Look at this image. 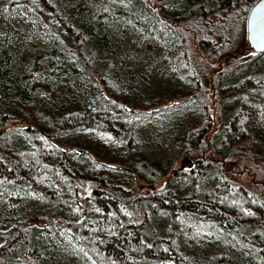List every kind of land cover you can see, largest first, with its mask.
I'll return each mask as SVG.
<instances>
[{"label":"trees","instance_id":"trees-1","mask_svg":"<svg viewBox=\"0 0 264 264\" xmlns=\"http://www.w3.org/2000/svg\"><path fill=\"white\" fill-rule=\"evenodd\" d=\"M257 1L90 0L108 8L122 2L129 16L145 18V28L155 23L161 36L171 33L172 61L194 89L145 101L132 99L147 87L139 76L129 81L111 76L119 50L96 31L86 9L65 10L60 0L7 1L2 28L18 7L32 12L37 27L45 25L51 33V65L73 58L68 66L94 91L91 103L55 94L49 104L19 88L18 109L9 112L0 80V193L18 201L30 191L54 205L47 215L6 210L0 216V264L36 261L46 253L41 236L48 226L71 231L104 264H241L242 253L219 251L206 260L183 253L182 233L194 227L234 238L264 264V138L251 130L264 125V51L249 47L246 29ZM61 38L68 40L66 49L58 44ZM192 103L202 115L175 135L177 159L149 161L144 151L153 142L140 133L141 122L158 113L176 120ZM23 117L31 122L10 125ZM18 129L33 149L16 145ZM86 130L106 133L114 144L60 141ZM239 174L250 175L251 184ZM90 181L98 182L93 191L86 190Z\"/></svg>","mask_w":264,"mask_h":264},{"label":"rangeland","instance_id":"rangeland-1","mask_svg":"<svg viewBox=\"0 0 264 264\" xmlns=\"http://www.w3.org/2000/svg\"><path fill=\"white\" fill-rule=\"evenodd\" d=\"M7 1L0 0V61L2 63L0 80H3L8 93L5 98L7 111L18 109L21 100L19 88L26 90L31 98L49 104H53L55 94L57 97L93 102L90 97L93 88L82 74L76 75L68 66L74 61L73 58L61 67L51 65L50 62H53L51 33L45 25L41 28L37 27V20L32 12L18 7L11 14L7 28H2ZM60 2L65 10L86 9L96 22V31L104 36L111 49L119 50L120 60L111 72L113 78L129 81L133 76H139L138 79L146 84V88L132 96L133 100L145 101L160 93L167 94L178 88L194 89L172 61L170 54L175 50L168 45L170 32L161 36L155 23L145 28V18L129 16V8L122 2L114 3L111 8L91 3L90 0H60ZM169 10L181 11L180 8L175 7ZM67 41L61 38L58 44L66 49ZM260 60L264 61V54ZM185 108L177 115L176 120H170L158 113L154 119L141 122L140 133L146 141L151 139L153 142V145L144 151V156L149 161L165 163L177 159L175 135L181 134L182 126L198 123L202 115L195 103ZM23 119H14L10 125L24 127L26 123L31 122L26 117ZM251 130L257 137L264 138V125L252 126ZM60 141L79 146L92 144L110 147L114 144L110 135L95 130L62 136ZM48 142L46 141L45 144L50 148L51 144ZM15 143L17 146L34 148L21 129L15 134ZM118 174L121 176L123 172ZM238 178L241 181L246 178L251 184L250 175L239 174ZM183 182L187 189L188 182ZM142 189L146 188L137 187L138 191ZM19 197L20 200L15 201L8 192L0 193V216H4L6 210L12 215L27 217L34 212L47 215L54 211V205L38 193L25 191ZM41 242L46 247V253L41 254L36 261H32V264H104L96 261L78 238L64 227L48 226L47 233L44 232L41 236ZM248 249L234 238L226 240L219 234L201 227H194L191 231L182 233L180 248L183 253L195 254L203 260L216 255L219 251H224L226 255L242 253L241 264H261L257 254L249 252ZM15 263L20 264L21 260L16 258Z\"/></svg>","mask_w":264,"mask_h":264},{"label":"water","instance_id":"water-1","mask_svg":"<svg viewBox=\"0 0 264 264\" xmlns=\"http://www.w3.org/2000/svg\"><path fill=\"white\" fill-rule=\"evenodd\" d=\"M246 24L249 47L255 51H264V0H258L251 8ZM97 186V181H90L86 190L93 191ZM163 262L170 263V260Z\"/></svg>","mask_w":264,"mask_h":264},{"label":"snow or ice","instance_id":"snow-or-ice-1","mask_svg":"<svg viewBox=\"0 0 264 264\" xmlns=\"http://www.w3.org/2000/svg\"><path fill=\"white\" fill-rule=\"evenodd\" d=\"M4 10L7 11L8 9L5 8ZM169 107H171V106H169ZM129 111H130V109H129ZM97 211H99V209H97ZM245 214H246V215H252L253 213H251L250 211H247V210H246V211H245ZM85 255H87V253H85Z\"/></svg>","mask_w":264,"mask_h":264}]
</instances>
